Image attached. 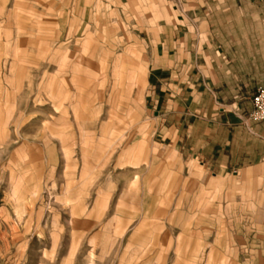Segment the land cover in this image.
<instances>
[{
	"label": "rangeland",
	"instance_id": "374dc122",
	"mask_svg": "<svg viewBox=\"0 0 264 264\" xmlns=\"http://www.w3.org/2000/svg\"><path fill=\"white\" fill-rule=\"evenodd\" d=\"M122 1L0 0V264H142L151 251L128 238L134 227L206 225V195L227 205L236 193V180L224 176L210 186L212 174L201 171L193 178L202 184L175 185V155L150 152L144 38L176 14L179 0H143L136 14ZM243 4L210 3L208 16L227 43L239 27L264 35V3ZM257 51L224 60L227 76L250 94L264 84V42ZM85 79L96 83L82 87ZM163 157L168 199L203 196L191 217L161 216L148 200L159 190L152 179ZM221 214L215 226L238 229V219ZM250 214L248 207L241 219L248 240Z\"/></svg>",
	"mask_w": 264,
	"mask_h": 264
},
{
	"label": "crops",
	"instance_id": "0c3cea01",
	"mask_svg": "<svg viewBox=\"0 0 264 264\" xmlns=\"http://www.w3.org/2000/svg\"><path fill=\"white\" fill-rule=\"evenodd\" d=\"M126 1L133 14L143 4V0ZM213 1L179 0L176 14L162 20L159 31H146L148 61L143 114L151 130L150 152L158 150L178 159L175 168L179 178L175 185L202 184L197 177L193 178L201 171L212 174L205 178L207 185L214 186L227 176L228 180H236L238 187L236 193L228 196L227 205L215 204L214 196L206 195V225L201 220L194 226H179L175 232L165 225L134 227L128 238L147 242L151 251L142 264H164L167 259L173 264H264V122L250 119L252 97L264 84L257 85L250 94L244 84L227 76L228 62L224 61L232 56L258 55L257 43L264 42V35L247 33L239 27L236 32L230 29L228 38L232 44L227 43L208 16ZM240 1L243 5L264 3ZM120 78L121 72L117 71L115 80ZM95 83L85 79L82 87ZM158 160V175L152 180H157L159 190L148 200L158 202L155 211L161 216L166 213L177 218L191 217L198 212L193 203L203 201V196L181 193L168 199L161 187L167 185L170 171L165 157ZM248 187L252 192L250 198L246 193ZM167 201L175 204L161 205ZM248 207L255 219L254 235L249 240L245 222H241L247 217ZM220 208L221 216L228 212L229 217L238 219L237 230L215 226ZM167 243L172 244L168 251Z\"/></svg>",
	"mask_w": 264,
	"mask_h": 264
},
{
	"label": "built area",
	"instance_id": "2783aa9c",
	"mask_svg": "<svg viewBox=\"0 0 264 264\" xmlns=\"http://www.w3.org/2000/svg\"><path fill=\"white\" fill-rule=\"evenodd\" d=\"M252 105L250 119L255 122H264V88L257 89L252 97Z\"/></svg>",
	"mask_w": 264,
	"mask_h": 264
}]
</instances>
